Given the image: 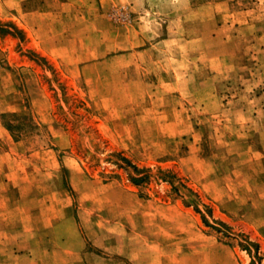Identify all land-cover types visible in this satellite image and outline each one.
Masks as SVG:
<instances>
[{
	"label": "rangeland",
	"instance_id": "rangeland-1",
	"mask_svg": "<svg viewBox=\"0 0 264 264\" xmlns=\"http://www.w3.org/2000/svg\"><path fill=\"white\" fill-rule=\"evenodd\" d=\"M0 95V237L264 264V0H0Z\"/></svg>",
	"mask_w": 264,
	"mask_h": 264
},
{
	"label": "crops",
	"instance_id": "crops-1",
	"mask_svg": "<svg viewBox=\"0 0 264 264\" xmlns=\"http://www.w3.org/2000/svg\"><path fill=\"white\" fill-rule=\"evenodd\" d=\"M0 109L21 110L20 96L0 95ZM0 131L2 134L6 133L2 125ZM17 183L20 184V181H16ZM22 187L20 186L21 194L24 196L27 192ZM16 208L28 212L25 204H17ZM16 223L13 238L8 236V233L0 237V264H177L176 252L155 251L156 246L153 242H143L136 252L115 255L107 252L106 242L93 241L95 249L86 252L84 241L82 242L78 237L60 234L48 238L41 235L40 230L43 225L37 221H34L30 227L28 222L25 223L23 220ZM60 230L63 233L62 227ZM97 245L102 246L99 252L96 250ZM192 264H204V262L197 260Z\"/></svg>",
	"mask_w": 264,
	"mask_h": 264
},
{
	"label": "trees",
	"instance_id": "trees-1",
	"mask_svg": "<svg viewBox=\"0 0 264 264\" xmlns=\"http://www.w3.org/2000/svg\"><path fill=\"white\" fill-rule=\"evenodd\" d=\"M204 218V222L206 223V224H208V221L205 219V217H203Z\"/></svg>",
	"mask_w": 264,
	"mask_h": 264
}]
</instances>
